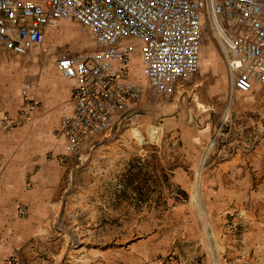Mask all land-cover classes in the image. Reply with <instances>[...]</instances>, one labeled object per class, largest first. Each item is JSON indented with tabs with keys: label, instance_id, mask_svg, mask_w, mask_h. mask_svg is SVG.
Returning <instances> with one entry per match:
<instances>
[{
	"label": "rangeland",
	"instance_id": "obj_1",
	"mask_svg": "<svg viewBox=\"0 0 264 264\" xmlns=\"http://www.w3.org/2000/svg\"><path fill=\"white\" fill-rule=\"evenodd\" d=\"M47 33L40 49L23 55L0 50V62L13 59L36 67L35 77L44 71L53 79L55 60L62 53L100 49L89 30L73 20L60 19ZM127 41L134 46L130 77L143 93L129 111L135 118L122 129L95 137L79 154L66 158L55 131L50 149L37 145L40 134L30 148L0 145V160H19L2 166L12 181L7 186L0 181V264H214V258L217 264H264V150H256L264 136V79L249 91L234 90L220 53L206 38L199 71L185 84L219 79L222 93L207 92L201 82L174 94H158L144 75L142 43ZM61 80L66 89L67 80ZM204 96L213 101L210 110L200 102ZM183 97L192 100L193 118L207 115L203 126L193 127H208L212 133L196 152L188 180L177 181L172 171L184 161L181 139L155 129L157 139L151 141L148 126H160L150 116L158 122L170 112L160 102ZM253 99L254 164L247 166V182L244 164L227 170L218 164L230 153L244 161L240 142L250 127L246 117L251 111L246 112ZM0 114L13 121L7 127L0 124L1 135L26 123L6 111ZM133 129L144 137L143 143L132 137ZM41 174L48 179L35 181ZM38 183L47 189L42 203L30 191Z\"/></svg>",
	"mask_w": 264,
	"mask_h": 264
},
{
	"label": "built area",
	"instance_id": "obj_2",
	"mask_svg": "<svg viewBox=\"0 0 264 264\" xmlns=\"http://www.w3.org/2000/svg\"><path fill=\"white\" fill-rule=\"evenodd\" d=\"M60 19L86 27L99 50L65 52L56 70L72 83L70 110L55 130L64 158L122 128L143 88L130 77L142 43L148 87L174 94L199 71L206 38L215 45L234 90L264 79V0H0V47L14 55L39 48ZM12 120L0 116L4 127Z\"/></svg>",
	"mask_w": 264,
	"mask_h": 264
},
{
	"label": "crops",
	"instance_id": "obj_3",
	"mask_svg": "<svg viewBox=\"0 0 264 264\" xmlns=\"http://www.w3.org/2000/svg\"><path fill=\"white\" fill-rule=\"evenodd\" d=\"M40 48L41 47L35 49ZM0 50L3 49L0 47ZM11 60L0 62V112L6 111L8 114H10V116L25 118L26 123L12 131L4 132L3 135H1L3 132L0 130V145L2 149H5L6 147L9 150L19 146L25 149L27 147L30 148V146H32L35 141V137L40 134L39 138H41L42 141L37 142V145H41V148H53L54 139H52L51 134L57 129L63 114L72 107V83L70 80L66 79L68 86L66 89L63 88L61 79L65 78L61 76L56 70L55 64L54 68L56 73L54 74L57 76L52 79L47 78L44 71L43 74H41L40 71V73L37 74V77H35V66V68H31L30 65L27 66V64H17L16 60H14V62H11ZM205 60L206 59L203 60L204 65L206 63ZM204 68L207 69V67ZM201 82L204 83V86H208L207 92L222 93L221 89L217 88L219 85H222V82L219 79L213 80L212 78H203ZM201 82L199 81L198 83L194 84L196 87L198 85L201 86ZM194 84H182L183 86L180 85V89L179 86L177 87L176 92L180 90H186L187 88H192V85ZM209 97L204 96L200 98V102L207 106V110H210L211 108L210 103L213 104V101H211ZM261 97V101L264 102V95ZM219 98H222V96H219ZM179 100L180 99L172 100L171 102H160L162 106L161 108H164V110H169L170 112L167 113V115L160 116L158 118V122H156L152 116H150V120L151 122L153 121V123L159 124L160 126L157 128L162 129V131L165 129L166 133H169L172 138L177 137L178 139H181L183 145V148H181L183 151L181 157L184 158V161L182 165L172 171V174L176 175L175 180L184 181L188 180V175L190 174L189 169L195 165L197 158L196 152L200 150L202 143H206L212 133V129L208 127H204L202 129L193 127L194 125H197V123L203 126V124L208 121L207 115L203 114L200 116V118L197 117L198 115H194L195 117L193 118V115H191L190 111L192 100L188 102L184 99V97L180 101ZM254 102L255 101L253 99L247 107L246 113L248 115V110L251 111V117L249 113V118L246 117L247 120H249V123L247 122L246 125H250V127L246 128L245 141L240 142L246 150L244 161L239 162L240 158L237 153H230L221 159L218 164L219 168L224 166L222 167L224 170H227L229 167L236 168L239 166V164H244L242 166H245L247 182L249 181L247 166L254 164L255 141L254 121L252 120L253 111L256 104ZM176 104H179L177 109ZM0 116H3V114H0ZM132 118H135V115L132 116V113L128 114L127 121L132 120ZM256 144V150H264V136L262 137L261 141ZM233 146H237V143H235ZM0 162V181L5 182V186H7V183L12 181V177L2 166L6 165L8 167L15 165L19 162V160L18 158L12 156L9 159L0 160ZM33 178L35 181L41 183L48 179L43 174H41V177L36 175ZM46 190L47 189L44 185L42 186V184L38 183L34 185L30 191L32 196H41L42 203V198L44 197Z\"/></svg>",
	"mask_w": 264,
	"mask_h": 264
},
{
	"label": "bare ground",
	"instance_id": "obj_4",
	"mask_svg": "<svg viewBox=\"0 0 264 264\" xmlns=\"http://www.w3.org/2000/svg\"><path fill=\"white\" fill-rule=\"evenodd\" d=\"M11 62H14V60H11ZM199 106L200 107H202V108H204V106L201 104V103H199ZM139 129V128H138ZM148 129H149V139L151 140V141H155L156 139H157V132L155 131V129H158V128H156V127H154V126H151V125H149L148 126ZM131 135H132V137L136 140V142L137 143H143L145 140H144V137L141 135V133L140 132H138L137 130H135V129H133L132 131H131ZM205 161V160H204ZM201 174V173H200ZM194 184V183H193ZM198 185V184H197ZM198 204V203H197ZM196 204V205H197ZM201 210V209H200ZM199 211V210H198ZM200 212V211H199ZM198 212V213H199ZM209 238H211V235H209ZM214 250H215V245H213L212 246V251L214 252ZM217 256V255H216ZM214 264H217V261H216V259L214 258Z\"/></svg>",
	"mask_w": 264,
	"mask_h": 264
}]
</instances>
